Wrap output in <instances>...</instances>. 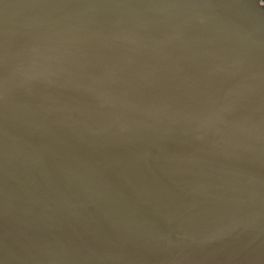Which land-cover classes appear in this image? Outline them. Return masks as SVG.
<instances>
[{
  "label": "water",
  "instance_id": "1",
  "mask_svg": "<svg viewBox=\"0 0 264 264\" xmlns=\"http://www.w3.org/2000/svg\"><path fill=\"white\" fill-rule=\"evenodd\" d=\"M0 264H264V0H0Z\"/></svg>",
  "mask_w": 264,
  "mask_h": 264
}]
</instances>
